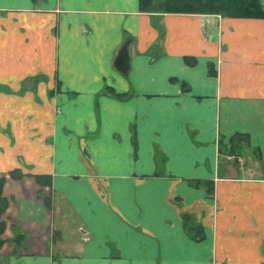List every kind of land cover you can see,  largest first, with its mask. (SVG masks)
Returning a JSON list of instances; mask_svg holds the SVG:
<instances>
[{
	"label": "crops",
	"instance_id": "crops-1",
	"mask_svg": "<svg viewBox=\"0 0 264 264\" xmlns=\"http://www.w3.org/2000/svg\"><path fill=\"white\" fill-rule=\"evenodd\" d=\"M0 178V264H264V18L0 0Z\"/></svg>",
	"mask_w": 264,
	"mask_h": 264
},
{
	"label": "trees",
	"instance_id": "trees-1",
	"mask_svg": "<svg viewBox=\"0 0 264 264\" xmlns=\"http://www.w3.org/2000/svg\"><path fill=\"white\" fill-rule=\"evenodd\" d=\"M139 5L141 11L148 12L205 13L233 18H264V0H139ZM187 61L191 62L190 59ZM9 175L13 178H21L24 174L14 169L9 172ZM35 177L40 184L51 185L49 175L39 174ZM4 183L5 178H0V246L4 242L2 235L7 228L6 222L2 220L8 207L7 200L3 196ZM207 186L209 191L213 190L208 182Z\"/></svg>",
	"mask_w": 264,
	"mask_h": 264
},
{
	"label": "water",
	"instance_id": "water-1",
	"mask_svg": "<svg viewBox=\"0 0 264 264\" xmlns=\"http://www.w3.org/2000/svg\"><path fill=\"white\" fill-rule=\"evenodd\" d=\"M117 66L123 72H127L129 69V54L126 45L119 52Z\"/></svg>",
	"mask_w": 264,
	"mask_h": 264
},
{
	"label": "rangeland",
	"instance_id": "rangeland-1",
	"mask_svg": "<svg viewBox=\"0 0 264 264\" xmlns=\"http://www.w3.org/2000/svg\"><path fill=\"white\" fill-rule=\"evenodd\" d=\"M244 157H245V155H244ZM246 158V157H245ZM209 188V187H208Z\"/></svg>",
	"mask_w": 264,
	"mask_h": 264
}]
</instances>
